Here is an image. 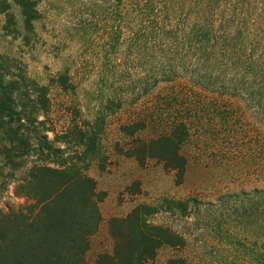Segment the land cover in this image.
Here are the masks:
<instances>
[{
    "label": "trees",
    "instance_id": "1",
    "mask_svg": "<svg viewBox=\"0 0 264 264\" xmlns=\"http://www.w3.org/2000/svg\"><path fill=\"white\" fill-rule=\"evenodd\" d=\"M39 2L0 0L4 34L29 44L41 18ZM87 8L107 22L101 25L104 64L110 82L119 81L106 108L153 98L155 119L120 126L130 141L117 147L119 153L140 165L162 162L177 184L187 167L183 147L193 143L214 153L224 145H250L256 136L253 159L264 161V0H101ZM82 29L94 31L97 24L90 19ZM50 80L72 88L67 69ZM48 92L23 61L0 52V191L13 182L14 195L24 199L0 208V264H88L90 238L101 221L106 193L87 173L94 163L105 168L99 119L74 120L56 132L47 120ZM152 120L159 133L134 137ZM249 124H257L256 135ZM129 188L139 190V181ZM161 213L192 217L220 246L221 264H264V187L215 201L163 197L138 203L108 220L112 250L98 253L94 264H151L159 248L185 247L184 234L150 220ZM165 264L192 263L178 256Z\"/></svg>",
    "mask_w": 264,
    "mask_h": 264
},
{
    "label": "rangeland",
    "instance_id": "2",
    "mask_svg": "<svg viewBox=\"0 0 264 264\" xmlns=\"http://www.w3.org/2000/svg\"><path fill=\"white\" fill-rule=\"evenodd\" d=\"M100 2L40 0L41 18L35 23V36L29 44L22 42L21 38L15 39L4 34L1 28L4 18L0 13V52L23 61L30 76L49 86L51 106L47 114L48 124L61 133L74 120L93 124L99 119L97 124L102 128L105 168L100 170L94 163L87 173L95 179L96 189L106 194L99 203L101 221L90 238L86 254L88 264H94L98 253L112 250L108 220L111 217H124L138 203L155 204L163 197H195L203 201H215L224 193L264 187V161L258 162L256 157L253 159L256 136H251L250 145H224L214 153L195 143L184 146L187 167L179 184L175 182L174 171L165 169L162 162L148 159L144 165H140L135 158L119 153L117 147H126L130 141L120 126L141 117L155 119V111L150 109L152 96L137 104H124L117 110L106 108L108 99L115 95L112 88L119 81L110 82L104 64L106 51L102 42L105 31L101 25H107V22L102 15L89 14L87 8L90 3L99 5ZM12 9L20 26L19 11L16 6ZM90 19L97 24V29L79 30L83 22ZM65 69L72 84L68 90L50 82L52 77ZM160 90L158 88L152 94ZM247 115H250L249 112ZM247 127L256 135L257 124ZM160 130L156 121L152 120L145 130L137 132L134 137L148 139ZM49 136L53 137V133L49 132ZM133 181H139V190L135 192L129 188ZM13 189L14 183L11 182L5 190L0 191L1 209L7 210L24 202L23 198L14 195ZM150 220L171 226L187 239L186 246L182 248H159L151 264H165L170 257L178 256L192 264H221L219 260L223 252L220 246L210 233L195 224L192 217H171L168 213H161L150 217Z\"/></svg>",
    "mask_w": 264,
    "mask_h": 264
}]
</instances>
